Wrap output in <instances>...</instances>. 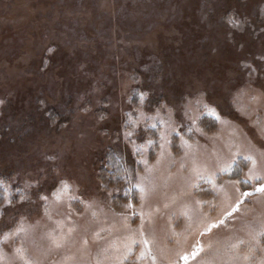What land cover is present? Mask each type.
Segmentation results:
<instances>
[{
	"label": "rangeland",
	"instance_id": "obj_1",
	"mask_svg": "<svg viewBox=\"0 0 264 264\" xmlns=\"http://www.w3.org/2000/svg\"><path fill=\"white\" fill-rule=\"evenodd\" d=\"M262 187L264 0H0V264H264Z\"/></svg>",
	"mask_w": 264,
	"mask_h": 264
},
{
	"label": "trees",
	"instance_id": "obj_2",
	"mask_svg": "<svg viewBox=\"0 0 264 264\" xmlns=\"http://www.w3.org/2000/svg\"><path fill=\"white\" fill-rule=\"evenodd\" d=\"M106 153V152H105ZM107 153H109V155H110V157H112L113 158V162H114V165H116L115 167L116 168H120V169H122L123 170V166H122V163H121V161H120V159H118L117 157L115 158L114 156V153L112 154H110V152L108 151ZM123 171H121L120 173H122Z\"/></svg>",
	"mask_w": 264,
	"mask_h": 264
},
{
	"label": "snow or ice",
	"instance_id": "obj_3",
	"mask_svg": "<svg viewBox=\"0 0 264 264\" xmlns=\"http://www.w3.org/2000/svg\"><path fill=\"white\" fill-rule=\"evenodd\" d=\"M259 191H264V187L260 188ZM246 195H247V194H246ZM237 210H238V208H237ZM17 234H18V233H17ZM9 235H10V234L6 233V234L4 235V239L7 240V239L9 238ZM184 259L187 260V257H184Z\"/></svg>",
	"mask_w": 264,
	"mask_h": 264
}]
</instances>
